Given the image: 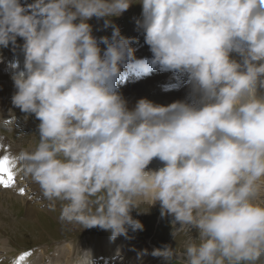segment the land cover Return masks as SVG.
Masks as SVG:
<instances>
[{
  "label": "clouds",
  "instance_id": "obj_1",
  "mask_svg": "<svg viewBox=\"0 0 264 264\" xmlns=\"http://www.w3.org/2000/svg\"><path fill=\"white\" fill-rule=\"evenodd\" d=\"M138 3L150 59L110 19L132 0H0V47L23 40L11 104L39 121L37 145L12 166L61 202L62 223L115 241L144 230L131 215L140 202H159L177 231L197 232L187 264H254L264 257V0ZM93 17L110 38L92 35ZM125 69L171 72L187 96L129 109L116 87ZM154 159L163 166L149 168ZM151 255L176 257L167 244Z\"/></svg>",
  "mask_w": 264,
  "mask_h": 264
},
{
  "label": "rangeland",
  "instance_id": "obj_2",
  "mask_svg": "<svg viewBox=\"0 0 264 264\" xmlns=\"http://www.w3.org/2000/svg\"><path fill=\"white\" fill-rule=\"evenodd\" d=\"M132 2L133 4L129 9L119 17L110 18L112 24L120 29L122 36L134 38L131 47L144 41L143 31L136 24V21L141 17V5L138 0H132ZM87 22L92 26L93 36L97 38L101 36L111 37L112 28L104 29L103 18L93 17ZM100 47L103 50L105 46L101 44ZM147 47L145 44L137 48L134 52L135 57ZM10 69L13 72L15 71L12 67L0 69V73H2L0 81L1 83L4 82L3 84L0 83V140L8 147V157L12 166V158L15 155L21 150L31 151L37 145V125L39 121L34 115L26 116L11 104V96L14 94L15 88L11 79L13 72ZM8 70H10V73ZM156 71L158 72L156 78H159L160 85L156 97L166 96L169 99L172 96V79L169 78L173 77V73ZM7 72L8 74H6ZM142 75H135L134 77L128 75V80L135 83L138 78L139 88L148 95V99L152 100L156 98L152 96L155 86L147 83V79ZM169 101L172 103L177 100L169 99ZM6 124L10 125L7 126ZM3 157L4 154L1 158ZM9 185L16 187L24 185L27 191L20 195L17 193L16 188H0V264H5V261H12L9 264H17V261H19V264H25L27 260L26 264H50L51 262H54L53 264H77L80 256L94 250L99 244L103 245L105 239L109 241V236L103 235L109 233L99 228L83 229V226L79 224L62 223L59 220V205L61 202L56 201L53 205V202L45 200L41 195L39 186L30 180L22 179L21 174H18L15 168ZM258 202L264 203V189H262L261 199ZM28 205L33 207V212L27 209ZM131 215L134 219L141 221L144 230L135 233L130 230L128 238L118 237L113 241L116 243L114 248L117 246V250L124 251L126 248L130 249L133 245L139 248L137 243H140L139 252L143 250L148 252L145 258L146 261L152 257V261L144 264H187L184 253L189 240L197 236L194 229L185 226L183 231H177L176 228H179L180 225L178 223L173 225L171 216L161 217L159 202L154 205H151L149 201L140 202L137 208L132 210ZM134 239L137 243H134ZM127 242L129 243L128 246ZM197 243H199L198 240ZM164 244L174 248L176 259L165 261L163 258L151 255L153 248L161 247ZM34 252L39 255L37 256ZM90 253L87 258L78 264H89V258L90 261L92 260ZM21 256H24L22 261L19 260ZM145 256L143 255V257ZM9 257H11V260ZM36 258H38L37 262L35 261ZM116 259L123 264L131 263L128 258L124 260L121 257ZM116 259H114L115 262ZM254 264H264V257H261Z\"/></svg>",
  "mask_w": 264,
  "mask_h": 264
},
{
  "label": "bare ground",
  "instance_id": "obj_3",
  "mask_svg": "<svg viewBox=\"0 0 264 264\" xmlns=\"http://www.w3.org/2000/svg\"><path fill=\"white\" fill-rule=\"evenodd\" d=\"M23 2H24V0H21V3H23ZM30 2L31 1H29V3ZM128 18H129V16H128ZM21 40L22 39L17 38V47H15L14 50H13V47L11 45L8 48L0 47V69L1 68H9V67L11 68V64L14 61H19L20 68L23 67V53H22V50H21V47H20ZM151 56H152V53L150 52V49H149V46H148L145 50H143V51L141 50L139 52V54L136 56V58H138V59L149 58L150 59ZM236 58L238 59V57H236ZM10 70H8V72ZM8 72L6 74H8ZM125 72L127 74V72H128L127 69H125ZM1 74L2 73H0V75ZM157 74H158V72L156 70H153V71H151V73L149 75H142V77H145V79H147L146 80L147 83H150L151 85L155 86V89L152 92L153 93L152 94L153 98L156 97V95L159 93V89H160L159 78H156ZM125 77H126V75L123 76L122 79H124ZM1 79L2 78H0V80ZM122 79L117 81L116 87L118 88V90H119L120 94L122 95V97L127 101V106H128L129 109H132L135 106V103H136L137 100H139L141 98L148 99V95L145 94L144 91H142L139 88L140 83H138V78H137V82H135V83L129 82L128 75H127L125 80H122ZM5 82H6V80H5ZM0 83H1V81H0ZM3 83H1V84H3ZM145 90H146V88H145ZM187 93H188V87L186 86V84L184 82V78H182V77L173 78L172 79V93H171V95L173 97L171 96L169 99L170 100L185 99L186 96H187ZM165 98H167V97L166 96H157L156 98H154L152 100H150V99H148V100H150V101H152L154 103H157V104H161V105L170 104L169 99L167 98V100H165ZM9 125H7V126H9ZM0 149H2V147H0ZM162 166L163 165H162V163L160 161H158L157 159H154L149 164L148 167L153 169V170H155V169H157L159 167H162ZM27 209L29 211L33 212V207L32 206L28 205ZM137 248L138 247L135 246V245L131 246L130 249H128L129 250L128 254L131 255L137 263L139 261H142L143 263H146L147 262L146 259L143 258L142 256L140 258H138L137 252H135ZM43 251H45V250H43ZM113 251L116 252V248H114V242L110 241V240L109 241H104L103 245L99 244L94 249V251L92 253H90V256H92V260H94V264H116L117 260L115 262V260L113 258L114 257ZM38 253H40V252H38ZM34 254H36V252H34ZM36 255L38 256L39 254H36ZM27 261H25V262L27 263ZM35 261L37 262L38 258H36ZM25 262H23V263H25ZM53 263L51 262V264H53ZM58 264H60V263H58ZM117 264H119V263L117 262Z\"/></svg>",
  "mask_w": 264,
  "mask_h": 264
},
{
  "label": "snow or ice",
  "instance_id": "obj_4",
  "mask_svg": "<svg viewBox=\"0 0 264 264\" xmlns=\"http://www.w3.org/2000/svg\"><path fill=\"white\" fill-rule=\"evenodd\" d=\"M10 160L8 156H4L3 158H0V174H6L7 178L3 179L0 178V186L3 187H9V181L12 180V171L10 168ZM24 259V256H21L19 258L20 261H22ZM17 264H19V261H17Z\"/></svg>",
  "mask_w": 264,
  "mask_h": 264
}]
</instances>
